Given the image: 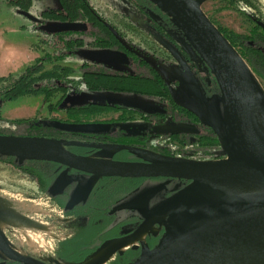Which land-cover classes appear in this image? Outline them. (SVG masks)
<instances>
[{
	"label": "water",
	"instance_id": "95a60500",
	"mask_svg": "<svg viewBox=\"0 0 264 264\" xmlns=\"http://www.w3.org/2000/svg\"><path fill=\"white\" fill-rule=\"evenodd\" d=\"M150 1L166 12L184 32L219 85L220 93L213 98L211 104L207 103L199 81L178 48L162 36H157L187 73L202 110L186 103L179 104L199 115L203 123L216 129L222 128V146L227 156L208 160L180 159L122 145L117 148L131 149L155 157H145L142 162H124L82 156L68 149L70 146L106 147L99 144L41 136L0 134L2 156L15 157L20 163L33 160L66 166L67 169L53 184L57 190L70 179L69 169L92 175L86 185L74 192L69 201L70 206L82 199L86 200L97 178L104 176L171 177L191 180L194 184L246 181L264 187V140L253 120L257 83L249 66L229 38L203 10V4L208 0ZM19 12L35 23L41 22L29 11ZM150 15L157 17L153 13ZM42 27L50 34L85 32L88 29V25L83 22L69 21H48ZM84 53L87 57L101 62L126 63L128 58L126 54L110 50ZM188 126L177 124L171 132H189ZM55 127L69 132L101 131L100 124L94 123L56 121ZM161 188L153 189L139 199L116 208L139 209L145 218L143 223L149 213L165 218L163 222L156 223V226L166 221L168 223L159 243L153 249L143 251L132 264H256L264 260V193L235 200H201L190 196L188 190H184L149 209L148 198ZM143 223L127 236L139 233ZM0 251L7 259L21 264H49L34 257L20 256L1 244ZM93 255L78 264L88 262ZM92 264L102 263L95 261Z\"/></svg>",
	"mask_w": 264,
	"mask_h": 264
},
{
	"label": "rangeland",
	"instance_id": "374dc122",
	"mask_svg": "<svg viewBox=\"0 0 264 264\" xmlns=\"http://www.w3.org/2000/svg\"><path fill=\"white\" fill-rule=\"evenodd\" d=\"M8 1L0 0V77L16 76L24 71L31 62L36 63L40 58H43L44 70H52L56 65L73 70L68 77L62 79L67 89L53 91L48 97L45 94H27L12 100L3 101L0 98V133L28 136L27 134L35 132L30 131V125L35 127H40L41 125L43 129L47 128L45 133L51 135L58 130H62L55 127L56 121H70L71 123L73 121L92 122L95 116L92 115V111L88 108L90 100L105 101L111 98L123 103V99L124 101H129L134 98V95L118 92L89 91L90 86L83 81L85 76L81 66L83 62H89V60L81 55L80 51L89 50L90 46L94 45L93 37L89 33L83 34L80 32L76 36L81 37L83 42L81 44L82 47L77 49L75 44L66 46L64 42L69 37L47 33L42 27L48 21H61L45 18L42 15L45 10L63 8L60 0H30L29 10L26 11L38 17L42 25L35 24L28 17L22 15L19 12L21 9L16 4H9ZM88 2L95 8L98 15L104 16L106 21L114 25L118 32H121L122 38L129 45L136 46L145 59L157 65L161 72H159L158 85L154 83L157 90H162L161 83H166V90L173 92L175 99L183 103L196 105L194 90L187 73L168 48L158 39L157 36L160 35L174 46H179L187 54L190 62L194 64L200 78L198 81L205 84V86L209 84L208 90L206 88L209 102H212L213 98L220 93L219 85L212 79L214 75L209 67L178 26L175 25L174 28L172 26L165 33H158L155 28H152L149 15L142 12L132 0H88ZM202 8L218 27L247 37L245 38L246 41L244 40L245 42H239V45L235 48L239 51L256 79L257 90L253 103V120L260 136L264 140V68L252 57L248 47L249 45L262 46L264 50V43L257 38L258 34L264 32V0H208L203 4ZM61 12L66 13V10L63 8ZM35 46L38 47L36 48ZM85 70H87V66H85ZM141 73H145V69ZM107 80L105 86L100 84L98 88H103L102 90L106 91V89H110L108 85L112 81L120 82V79L115 78ZM56 82V80L52 82L45 81L44 84L55 87ZM143 82L145 83V81ZM143 103L145 106L154 105L161 108L167 102L156 98L153 100L144 98ZM78 105L81 108H77L76 106ZM50 106L53 107V110H51ZM117 116L118 113L113 111L101 114L97 118H117ZM20 119H32L35 122L13 124V121ZM94 124H100L101 129L105 126V124L101 123ZM121 124L117 123L115 126L121 127ZM53 126L55 129H52ZM106 127H109V125ZM159 128L162 130L163 127L160 126ZM163 145L160 143L157 147L162 148ZM105 154H110V152H105ZM206 154L207 159L227 156L224 149L221 155L215 156V151L208 148ZM167 157L183 159L174 153ZM24 162L19 163L24 164ZM0 191L15 193L22 198L35 200L43 208V213H37L35 216L43 225L45 224V228H49L50 232H52L53 236L48 239V241L50 240V246L46 251L40 253H35L23 247L27 255L49 264H71L63 262L59 258L58 253L61 242L73 235L77 221L73 217H68V213L63 212V209L54 203L51 194L40 189L35 175L31 171H25L15 163L0 160ZM120 219L123 222V217H120ZM137 222L138 219H135L126 228H123L122 223L120 229L111 232L114 235L110 239L129 235L131 229L136 230L140 227L137 226ZM163 224L164 228L162 230H160L162 224H158L157 230L149 233V236L157 234L158 239L154 242V247L166 232L168 223L166 221V224ZM111 233L109 232L108 234L111 235ZM5 235L9 241L12 240L11 243H17L9 230L5 231ZM148 248L150 247H147V243H144L142 250L145 251ZM142 252L136 254L132 263L139 258ZM119 253L121 251H117L114 258L108 261L107 264L112 263ZM5 259L7 258L0 251V264ZM120 264H123L121 260Z\"/></svg>",
	"mask_w": 264,
	"mask_h": 264
},
{
	"label": "flooded vegetation",
	"instance_id": "af4514ba",
	"mask_svg": "<svg viewBox=\"0 0 264 264\" xmlns=\"http://www.w3.org/2000/svg\"><path fill=\"white\" fill-rule=\"evenodd\" d=\"M102 17L98 15L97 12L95 21H78L88 25L87 31L81 33H89V35L93 37L94 44L93 46H90L89 50H81V55L87 57L84 53L86 51L110 50L126 54L128 58L126 63H114L96 61L87 57L89 62H83L81 64L82 70H84V74L88 73L90 76L94 77L95 80H104L112 78L120 79V85H118L120 86V89L107 90L106 88H104L106 89L105 91L102 90L103 88L100 89L93 86L90 87L89 91L115 93L118 92L127 95H134V98L130 99L129 101H124L123 99V103H120L116 99L111 98H108L105 101L90 100L88 108L92 111V115H94L95 117L92 122L89 121L88 123L105 124L104 128L100 129L101 131L99 132L81 133L58 130L56 131V133L51 135L47 133L39 134L36 132L27 135L66 139L83 143L103 145L106 147L95 148L70 146L68 147V149L74 152L75 154L82 156H90L92 158H102L124 162H142L145 160V157L153 158V156L140 154L139 152L131 149H119L117 148V146L123 145L136 149L147 150L165 157L174 153L178 154V156L182 157L183 159L194 160H208L206 158V151L208 148H211L212 151H215V156L221 155L223 153L222 128L220 127L216 129L203 123L202 118L199 115L181 106L179 104L180 101L175 99L173 92L166 90V83H161V87L163 88L162 94L154 93L153 91L144 92L138 90H127L128 87H136L135 89H138V84L143 81L153 85L156 81H159L160 71L156 64L149 62L148 59H145L136 46L129 45L122 38L121 32H118L114 25L106 21L104 19V16ZM35 24L42 25V22ZM59 34H61V37H69L66 39L65 42L63 40V42L66 43V46H68V41H72V44H75L77 49H80L82 47L81 44L83 42V39L81 37L76 36L79 35L80 32H66ZM175 47L178 48L184 59L187 61V63L193 70L197 80H200L195 66L194 64H192V62H190L187 57V54L179 46ZM85 66H87V70H85ZM143 69H145V73H141ZM134 83H136L137 85H134ZM199 83L205 101L211 104V102H209L207 99L205 84H203L202 82ZM194 96L196 98V105L192 106L198 108L199 110H202L195 93ZM144 98L148 100H153L154 98L161 99V101L165 100L167 103L161 108L156 107L154 105L145 106L143 103ZM76 107L81 108V106L79 105ZM113 111L118 113L117 118H97V116H100L101 114ZM73 123L84 122L73 121ZM117 123H122L121 127L115 126V124ZM177 124L189 125L187 128L189 132H171L173 127ZM107 125H109V127H106ZM160 126L163 127L162 130H160ZM160 143L164 144L162 148L157 147V145ZM105 152H110V154H105ZM4 157L5 156L0 155V160H3ZM43 162L49 163L50 171L48 173L45 172L42 180H37L39 183V187L41 189L45 184L44 186L51 188V198L54 203L61 207L63 209V212H66V214L68 213V217H73L77 221L73 234L77 230V228L82 224V222L85 221V205L88 202H91L92 205L94 202L98 203L99 205H104L105 203L108 207L110 203V197L112 194H114L118 197H116L115 203L113 205V212L119 211L120 213H123V209L116 210V208H118L124 203L139 199L140 197L147 194L153 189L162 187L153 196L148 198L147 206L149 207V209H153L162 202L177 194L178 192L184 190L186 191L192 185H194L193 181L191 180L171 177H98L88 198L86 200L82 199L79 203L70 206L69 201L72 199L74 192L77 189L86 185L92 175L79 170L69 169L68 176L70 177V179L67 183H65L66 185H63V187L57 190V187H53V184L64 173L67 167L59 163L48 161ZM132 210L138 212L136 219L139 220L141 219V217H144V215L139 209ZM121 217H123V214L121 215ZM145 221L146 222H144L142 225L144 230L143 232H145L143 240L139 239L135 245L131 246L134 247L135 253L143 251L142 247L144 243H147V247H150L148 249H153V244L158 239L157 234L147 236L149 233L155 232L157 230L154 216L151 214L149 218L146 217ZM163 228L164 224L160 226V230H162ZM127 237L129 236L114 238L108 243L114 241H123V239ZM131 247L124 250L123 248H121L117 251L125 252V250H128ZM117 251L113 253L112 259L114 258ZM1 264L21 263L10 259H5L1 262Z\"/></svg>",
	"mask_w": 264,
	"mask_h": 264
},
{
	"label": "trees",
	"instance_id": "16d2710c",
	"mask_svg": "<svg viewBox=\"0 0 264 264\" xmlns=\"http://www.w3.org/2000/svg\"><path fill=\"white\" fill-rule=\"evenodd\" d=\"M22 1V3H21ZM135 5L144 13L148 14L151 18V26L155 28L158 33H165L167 29L175 27V23L171 17L164 12L162 9L158 8L150 0H132ZM30 0H9V4H16L21 10H29ZM61 5L66 10V13H62L61 9L56 10H45L42 12L43 17L52 18L54 20L69 21V22H90L95 21L97 16V11L88 2V0H60ZM149 12H153L157 15L156 18L150 16ZM150 26V27H151ZM221 31L229 38L232 44L236 47L239 42H245L246 36L237 34L234 31H228L222 27H219ZM59 35V34H58ZM257 38L264 43V32L258 34ZM243 40V41H242ZM245 40V41H244ZM72 41H68L67 45H71ZM249 50L252 53V57L255 58L260 66L264 68V50L262 46H251L249 45ZM43 58H40L36 63L28 66L24 71L17 74L16 76L11 75L9 77H0V98L4 100H12L21 95L27 94H45L47 97L51 95L53 91L67 89L66 84L63 82V78L68 77L69 73L73 70L71 68H62L55 66L52 70H44V64L42 63ZM38 74V75H37ZM83 81L90 87H100L101 85H106L107 79L95 80L94 77L90 76L88 73L84 74ZM217 84L214 76L212 78ZM56 80L55 87H51L44 82H52ZM40 83V84H39ZM156 84L159 81L155 82ZM156 84H148L140 82L138 84V89L128 87L127 90H138L144 92L153 91L154 93L162 94V90H157ZM119 82L109 83L110 89H120ZM134 85H137L134 83ZM158 85V84H157ZM161 85V84H160ZM162 86V85H161ZM208 90L209 84L205 86ZM1 108V105H0ZM51 110L53 107L50 106ZM1 111V110H0ZM28 122H35L32 119H20L13 121V124H23ZM39 127V126H38ZM35 127L30 125V131H35L39 134H45L46 129L40 125V127ZM52 129H55L53 126ZM4 161L12 162L18 165L25 171H31L37 180H42L45 172L50 171L49 163L43 161H25L24 164H20L17 158L4 157ZM17 161V162H16ZM45 185V184H44ZM41 190L52 195L51 189L44 186ZM124 195V193H123ZM117 195L112 194L110 197V203L99 205L94 202H88L85 206L84 222L77 228L74 234L61 242V247L58 253L59 258L68 263L78 264L88 260L95 252H97L104 243L110 239L114 234L111 232L120 229L123 223V228H126L137 218V211L135 210H123V213L113 212V205L115 203ZM123 214V222L120 217ZM145 218H141L137 222V226H140ZM134 229H131L129 234L132 233ZM111 233L108 234V233ZM134 248H130L125 252L119 253L117 258L110 264H120V260L123 264H132L133 258L136 256Z\"/></svg>",
	"mask_w": 264,
	"mask_h": 264
},
{
	"label": "bare ground",
	"instance_id": "6f19581e",
	"mask_svg": "<svg viewBox=\"0 0 264 264\" xmlns=\"http://www.w3.org/2000/svg\"><path fill=\"white\" fill-rule=\"evenodd\" d=\"M259 193H264V187L246 181H232L218 184L195 183L188 189L190 196L201 200H235ZM40 212L43 213V208L39 202L22 198L15 193L0 191V244L8 247L16 254L25 257L29 256L23 250V247L35 253L46 251L50 246V240L48 241V239L53 235L49 228L44 227L45 224L43 225L36 219L35 215ZM151 214L149 213L147 217L149 218ZM153 216L156 223L165 220L162 216ZM6 230H9L11 235L15 237L16 244L11 243L12 240L9 241L6 237ZM143 231V227H141L139 233L130 235L123 239V241L108 243L84 264H92L95 261L107 264L112 259L115 251L121 248L123 250L127 249L135 245L139 239L143 240L145 235ZM256 264H264V260Z\"/></svg>",
	"mask_w": 264,
	"mask_h": 264
},
{
	"label": "crops",
	"instance_id": "0c3cea01",
	"mask_svg": "<svg viewBox=\"0 0 264 264\" xmlns=\"http://www.w3.org/2000/svg\"><path fill=\"white\" fill-rule=\"evenodd\" d=\"M36 44V43H35ZM34 44V45H35ZM36 48L38 47V46H35ZM38 55V54H37ZM39 56V55H38ZM32 64H34L33 62H31L28 66H31Z\"/></svg>",
	"mask_w": 264,
	"mask_h": 264
}]
</instances>
